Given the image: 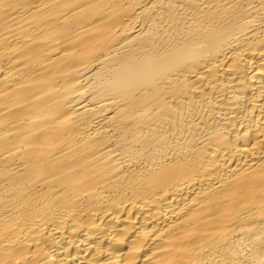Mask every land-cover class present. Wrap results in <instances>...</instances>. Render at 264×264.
I'll list each match as a JSON object with an SVG mask.
<instances>
[{"label":"bare ground","instance_id":"6f19581e","mask_svg":"<svg viewBox=\"0 0 264 264\" xmlns=\"http://www.w3.org/2000/svg\"><path fill=\"white\" fill-rule=\"evenodd\" d=\"M0 264H264V0H0Z\"/></svg>","mask_w":264,"mask_h":264}]
</instances>
